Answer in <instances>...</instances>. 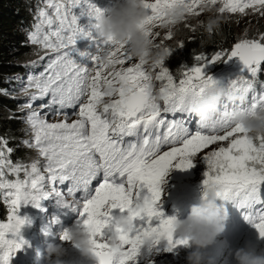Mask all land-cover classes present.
I'll return each instance as SVG.
<instances>
[{
  "label": "snow or ice",
  "instance_id": "obj_1",
  "mask_svg": "<svg viewBox=\"0 0 264 264\" xmlns=\"http://www.w3.org/2000/svg\"><path fill=\"white\" fill-rule=\"evenodd\" d=\"M177 4L187 7L183 22L193 31L186 22L206 8L264 17V0H145L146 34L168 57L184 43L166 46L173 30L161 37L157 29L165 9ZM104 11L96 0H42L37 7L27 42L43 49L47 61L38 74H28L22 91H34L18 108L26 110L23 122L31 136L21 143L44 163L41 169L39 159L13 162L15 149L0 137V203L8 213L7 222H0V264H11L26 243L21 229L30 221L19 215L21 207L38 208L53 194L62 207L79 211L77 227L90 229L96 264H139L141 259L154 264L161 246L173 252L188 245L176 235V217L160 210L163 178L173 167L193 168L197 160L206 166L203 193L215 188L264 238V136L249 137L233 119L237 112L251 116L264 110V83L259 92L254 88L264 71V33L249 37L245 32L229 49L199 53L194 66L180 67L177 78L166 59L146 63L133 57L127 44L100 36L96 21ZM81 39L96 45L95 54L79 53L90 61L87 65L72 57ZM233 58L241 72L223 83L229 95L243 100L227 99L210 122L198 120L188 110L189 99L219 82L207 67ZM153 79L160 82L156 91ZM109 85L115 91L105 98ZM0 95L17 98L7 89ZM119 215L133 221L127 233L115 228ZM114 232H119V250L109 245ZM60 238L69 239L68 233Z\"/></svg>",
  "mask_w": 264,
  "mask_h": 264
},
{
  "label": "clouds",
  "instance_id": "obj_2",
  "mask_svg": "<svg viewBox=\"0 0 264 264\" xmlns=\"http://www.w3.org/2000/svg\"><path fill=\"white\" fill-rule=\"evenodd\" d=\"M206 11L211 12L212 9L206 8ZM187 12L188 9L183 4L165 9V21L161 27L175 29L185 20ZM147 18L145 0H115L112 6L98 17L96 23L100 36L112 37L118 43L127 44L133 57L144 60L146 63L167 59L169 54L163 49L156 50L153 40L146 34ZM219 23L218 17H209L207 31L218 28ZM217 81L219 82L210 83L202 94L188 101V110L198 120L210 122L218 114L224 99L236 102L243 100V97L239 95H229L225 91L223 81ZM114 91L113 86H105V98H110ZM104 102L106 100L100 101L101 104ZM233 119L246 130L249 137L264 136V110H258L251 116L237 112ZM176 219V235L187 240L188 245L185 248L190 249L186 255V264H213L212 260L206 257L205 250L214 243L218 244L215 250L223 255L225 264H230L229 253L235 264H264V241L260 245H247L252 236L250 235L245 238L244 247L235 249V246H227L225 238H219L226 229L229 211L227 204L218 197L215 188L210 187L206 195L203 193L200 201L190 206L185 218L176 217ZM132 226L133 221L126 215H119L115 219V228L124 233H127ZM253 231L257 232L255 229ZM64 232L68 233L69 239H61V243L49 242L47 244L45 249L47 264H65L63 257L67 254V250L64 242H70L82 256L95 260L90 229L83 227L65 229L60 236ZM118 236L119 232H114L109 241L110 247L114 250L120 249ZM257 237L261 238L259 235ZM148 243L149 241L145 240V244Z\"/></svg>",
  "mask_w": 264,
  "mask_h": 264
},
{
  "label": "trees",
  "instance_id": "obj_3",
  "mask_svg": "<svg viewBox=\"0 0 264 264\" xmlns=\"http://www.w3.org/2000/svg\"><path fill=\"white\" fill-rule=\"evenodd\" d=\"M42 1V0H40ZM32 3V0H0V89H7L12 96L17 97L11 99L8 96L0 95V137H6L9 140V146L15 151L11 155L13 162L18 159L25 164H30L33 160L39 159L40 163H44L43 158L38 157L34 149L26 148L21 143L24 139H30V132L23 122L25 111H21L18 105L25 102L26 95L22 89L26 86L30 65L36 62L32 56L35 53L44 54V50L36 45L26 43L27 35L32 30L33 19L36 17L37 7L41 6V2ZM215 8V7H214ZM6 10H9L5 12ZM233 15L234 18L240 16ZM209 17L214 16L201 14L200 16L189 17L187 25L199 26V31L195 32L191 27H187L185 23L183 28L176 27L173 29L174 38L164 41L166 45L175 49L178 42L184 43L181 51L174 50L170 56L164 61L168 67L179 78L181 66L192 67L195 63V56L201 52L211 55L214 51L220 49H229L237 41H234V32L236 28L229 17L219 18L218 28H213V32L209 34L207 31V21ZM201 22H203L201 24ZM163 37L167 31L166 28H158ZM185 36L191 37L193 40L190 44L184 42ZM180 40V41H177ZM178 49V48H176ZM221 63V62H220ZM209 65V68L216 69L218 64ZM28 65V67H25ZM159 87V86H158ZM31 91L29 89L28 93ZM41 165V164H40ZM42 166V165H41ZM23 175V174H21ZM5 209L0 203V222H6ZM160 254L165 251L159 252ZM140 264H144L140 263ZM154 264H158L155 263ZM162 264H186L178 255L173 256V263Z\"/></svg>",
  "mask_w": 264,
  "mask_h": 264
},
{
  "label": "rangeland",
  "instance_id": "obj_4",
  "mask_svg": "<svg viewBox=\"0 0 264 264\" xmlns=\"http://www.w3.org/2000/svg\"><path fill=\"white\" fill-rule=\"evenodd\" d=\"M202 14L204 15H209L218 17V18H223V17H229V18H234L233 15L236 14H229V13H224L220 14L216 11L215 8H212V11H205ZM200 16V15H199ZM240 16L239 18H234V19H229V21L236 27L238 28L237 32H234V41L236 39L238 40L241 38L245 32H247V35L249 37H254L258 33H264V17H260L259 15L256 14H249L245 16L237 15ZM184 24V22H182ZM184 26L181 24L179 25V29H182ZM199 31V26H195V32ZM192 38L189 36H185L184 42L186 44H190L192 42ZM180 41V40H177ZM168 46V45H166ZM183 47H178V51H181ZM238 62V59L233 58L232 60H229L227 62H221L220 64H227L230 62ZM29 71H31V68H29ZM209 66L206 69V73H209ZM155 83L157 86L160 85L159 81H156L154 79ZM26 128H28L27 125H25ZM178 168H171L169 173H168V180L170 181V185L172 186H177L180 185L181 183L184 184H190L193 183L194 181H199L204 178L203 173L206 170L205 164L200 161H194V167L190 169L191 173L185 174L184 177L186 179H181L182 176H176L175 172L177 171ZM181 170V169H180ZM180 177V178H179ZM56 211L52 214L54 221L49 224V227H46V225H41L39 227V230H35L31 232L28 235L29 238V248L31 251L34 253V258H36V250L37 248L41 250L42 254H45V249L47 247V244L49 242H55L57 243L55 236L59 234V230L63 225L67 226H76L78 223L79 218V211L73 212L70 208H65L62 207L59 202L56 204ZM43 221H46V219H42ZM7 222V218H6ZM56 225L57 228H53L52 226ZM61 234V233H60ZM35 236L37 238L35 239ZM41 236V237H40ZM64 247L66 250H74L79 252L77 249H75L72 245H69L67 242H64ZM215 248V243L211 246H209L205 250V255L207 258L211 259L213 264H225L223 255L220 254L219 251L214 250ZM189 248H185L184 246L178 247L173 250V252H165L160 254L157 253L153 256V261L158 264L162 263H173V256L178 255L185 263H186V255L187 252L189 251ZM144 261L141 259L139 261L140 263H143Z\"/></svg>",
  "mask_w": 264,
  "mask_h": 264
},
{
  "label": "bare ground",
  "instance_id": "obj_5",
  "mask_svg": "<svg viewBox=\"0 0 264 264\" xmlns=\"http://www.w3.org/2000/svg\"><path fill=\"white\" fill-rule=\"evenodd\" d=\"M40 0H32V3L34 4H37ZM41 2V6H42V1ZM97 4L99 7L105 9L106 6L108 5V7H111L112 4L114 3L113 0H96ZM104 6V7H103ZM9 10H6L5 12H7ZM33 23L36 22V17L33 19ZM183 25V23H181ZM180 24V25H181ZM179 27V25L177 26ZM162 28V27H161ZM27 43V41H26ZM82 46H88L92 51H96V45L95 43H90V40L89 39H81V40H78L76 45L74 47H82ZM35 59H36V62L37 63V67L39 69V72L43 70V65L44 63H46L47 61V56H45V52L43 55H40L38 53H35V55H32ZM41 56H44V60H40V57ZM73 59H75L76 61H78V58L75 57V56H72ZM236 68L232 69L233 73H240L241 72V64L238 63L236 66H234ZM38 72V73H39ZM224 79H226V76H224ZM255 84L259 85L260 82L256 79L254 81ZM251 97V96H250ZM249 97V99H250ZM36 103H40L39 101H37ZM35 106V105H34ZM69 111H72V110H69ZM75 118V117H73ZM128 139H131V138H128ZM42 166H41V169H43V163H40ZM170 171V170H169ZM181 170L180 169H177V171L175 172V174H181ZM169 173V172H168ZM181 179H186V177L182 176ZM165 181L163 180L162 184H164ZM174 195L172 192H166V191H163L162 192V198L164 199H169V198H172ZM58 202V198L53 194V195H50L48 198L46 199H43L41 202H40V207H36L37 208V211H39L42 216H43V219H46V221H43L42 219L41 220H36L34 216L32 215H26V217L28 218V220L30 221V223H26L22 228H26L28 230H32V229H36V230H39V227L41 225H45V224H51L53 221H54V218L52 216V214H48L46 213V211H56V203ZM160 203H168V202H165V201H160ZM169 204V203H168ZM30 205V204H29ZM28 205L26 206H22L20 211H19V214L23 213L24 211L28 212L29 210V206L27 207ZM233 206V205H232ZM234 207V206H233ZM6 212H7V208H6ZM246 230H243L242 232L244 233ZM237 231H234V232H225L224 233V236L226 239L230 238V237H233V238H237ZM37 238V236H35V239ZM55 239L58 243H61V238H60V233L57 234L55 236ZM255 245H260L262 241H264V238H258V237H255ZM69 245H71L70 242H67ZM163 251V246H161V251ZM257 251H258V248H257ZM43 262L44 264H47L46 260H45V256L44 254H42L41 250L37 248L36 250V258L34 260V264H38L40 262ZM96 264V263H95Z\"/></svg>",
  "mask_w": 264,
  "mask_h": 264
},
{
  "label": "water",
  "instance_id": "obj_6",
  "mask_svg": "<svg viewBox=\"0 0 264 264\" xmlns=\"http://www.w3.org/2000/svg\"><path fill=\"white\" fill-rule=\"evenodd\" d=\"M93 263H96V261H92Z\"/></svg>",
  "mask_w": 264,
  "mask_h": 264
}]
</instances>
